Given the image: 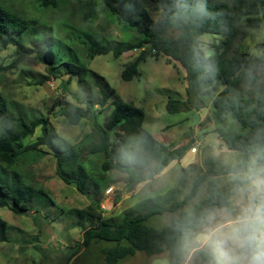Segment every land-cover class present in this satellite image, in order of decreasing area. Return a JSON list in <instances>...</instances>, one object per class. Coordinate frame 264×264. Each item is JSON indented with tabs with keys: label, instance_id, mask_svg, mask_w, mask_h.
Listing matches in <instances>:
<instances>
[{
	"label": "trees",
	"instance_id": "1",
	"mask_svg": "<svg viewBox=\"0 0 264 264\" xmlns=\"http://www.w3.org/2000/svg\"><path fill=\"white\" fill-rule=\"evenodd\" d=\"M46 6H56L59 0H46ZM81 1V0H79ZM108 10L141 38L136 43L98 40L88 32H79L84 50L79 52L52 35L51 28L40 25L13 11L0 0V50L13 47V63L0 72L16 69L29 57L46 66L48 76L37 81L43 85L50 79L60 80L69 86L77 80L79 93H71L76 104L66 99L57 100L61 115L72 126L83 120L91 124V132L80 142L71 144L60 138L49 119L38 111L12 101L0 92V208L10 205L19 213L29 211L35 199L54 204L42 189L29 185L27 169L51 154L56 159L57 177L67 185H74L78 192L90 197L101 196L109 186L107 175L111 171L130 172L136 183L145 182L161 174L175 161H181L192 149V144L179 146L164 144L144 129L146 114L130 105L111 87L107 79L88 66L95 57L112 54L118 59L125 53L141 50L140 54L122 71L126 82L140 80V64L149 57L165 56L178 62L185 71L186 99H169L166 109L170 114L202 109L203 93L217 80L225 86L222 95L212 101L214 115L223 120L231 115L245 130L243 135L217 130L224 147L239 153L234 165H221L213 157L206 160L203 174L194 178L191 190L180 198L181 191L173 188L158 198L138 203L123 212L116 220L104 217L99 200L92 201L85 209L66 212L71 228L83 231V245L94 241L105 242L101 249L106 264H119L122 260L144 253L148 257L168 254L170 264H183L187 251L185 235L206 212L227 208L234 213L231 199L246 185L243 176L250 158L264 148V80L253 74L264 60L238 51L237 44L247 29L264 26V0H103ZM150 8L161 11L157 22L149 13ZM92 7L83 6L82 15L89 19ZM177 33L176 37L171 32ZM221 37L214 54L206 57L197 46L203 35ZM149 46L148 49H144ZM255 85L254 98L236 99L239 86ZM69 92L68 90H66ZM110 103L114 110L108 124L98 121V114ZM120 128L124 134L111 132ZM40 128L42 135L33 143L24 141ZM119 137V138H118ZM119 141L120 144H117ZM103 154L106 161L99 172H92L87 163ZM153 166L151 177L138 173ZM196 166L182 169L187 172ZM134 173V174H133ZM232 178L231 185L221 186L214 179ZM207 183V195L190 210L189 202L195 200L201 187ZM163 228L150 226L153 217L176 214ZM10 227L0 218V243L9 241ZM206 251L194 254L193 264H210Z\"/></svg>",
	"mask_w": 264,
	"mask_h": 264
},
{
	"label": "rangeland",
	"instance_id": "2",
	"mask_svg": "<svg viewBox=\"0 0 264 264\" xmlns=\"http://www.w3.org/2000/svg\"><path fill=\"white\" fill-rule=\"evenodd\" d=\"M15 12L40 25L51 28L52 35L65 44L71 45L79 52L84 50V42L79 32L85 31L94 35L98 40L120 41L136 43L140 41V34L121 22L111 13L103 0H59L57 5L46 6V0H4ZM91 6L89 19L82 15L83 6ZM149 13L157 22L161 11L150 8ZM176 37L175 31L171 32ZM224 39L212 35H203L198 40V50L206 57L214 54L216 46ZM145 46L144 49H148ZM239 52L248 56L264 60V26L259 29H247L246 36L237 44ZM13 47L0 50V67H8L14 60ZM141 50L125 53L116 59L112 54L97 56L88 64L89 68L104 76L111 87L130 105L142 109L146 114L144 129L155 139L164 144L175 143L179 146L191 143L194 153H187L182 159L183 167L189 169L182 172L177 161L159 175L150 176L153 166L140 171L139 177L150 176L145 182L133 181L130 172L111 171L107 175L108 187L101 196L92 194L90 197L78 192L74 185H67L56 174L57 164L53 155L49 154L38 164L27 169L28 182L34 189H42L54 202L35 199L26 213H15L10 205L0 208V218L10 227L9 241L0 243V264H106L101 249L107 244L94 241L90 246L83 245V231L71 228L66 212L72 209H85L92 201L99 200L107 220H116L123 212L133 208L140 202L158 198L167 194L173 188L181 191L180 198L187 194L196 176L204 173L206 160L213 157L221 165H234L238 162L239 153L231 152L224 147L216 133L221 129L240 135L246 130L231 117L218 120L214 115L212 101L222 95L225 89L222 80L204 91V105L200 110L170 114L166 105L169 99H186L185 71L182 66L165 56L158 59L149 57L140 64L142 77L140 80L126 82L122 79V71ZM253 74L258 75L260 82L264 80V64L257 66ZM48 76L46 66L29 57L16 69L0 72V92L12 101L38 111L49 119L51 126L58 136L65 141L76 144L91 132V124L83 120L78 126L69 125L61 115L60 107H55L57 100L66 99L76 104L71 93H79L77 80L73 79L69 86L60 80L50 79L43 85L37 81ZM68 90L69 92H67ZM255 85L239 86L234 97L254 98ZM71 92V93H70ZM114 107L108 103L102 113L98 114V121L106 126ZM124 134L118 127L111 132ZM42 135L38 128L35 134L27 138L26 144L33 143ZM119 138V137H118ZM117 144H120L119 141ZM195 164L193 161H195ZM106 161L103 154L93 156L87 163L92 172H99ZM134 174V173H133ZM232 176L218 177L214 180L221 186L231 185ZM205 183L197 198L189 202L186 210H190L207 195ZM246 185L242 188L245 189ZM247 192L240 191L231 199L234 213L247 204ZM179 215L165 214L153 217L147 224L157 228L166 227L170 221ZM194 254L189 258L188 252L183 264H193ZM119 264H170L167 253L155 257H148L138 253L133 257L122 260Z\"/></svg>",
	"mask_w": 264,
	"mask_h": 264
},
{
	"label": "clouds",
	"instance_id": "3",
	"mask_svg": "<svg viewBox=\"0 0 264 264\" xmlns=\"http://www.w3.org/2000/svg\"><path fill=\"white\" fill-rule=\"evenodd\" d=\"M243 181L247 204L238 213L223 208L203 214L185 235L189 258L206 251L210 264H264V148L250 158Z\"/></svg>",
	"mask_w": 264,
	"mask_h": 264
},
{
	"label": "crops",
	"instance_id": "4",
	"mask_svg": "<svg viewBox=\"0 0 264 264\" xmlns=\"http://www.w3.org/2000/svg\"><path fill=\"white\" fill-rule=\"evenodd\" d=\"M189 152L194 153V154L196 153L195 151H189ZM189 152H188V153H189ZM194 160H195V161H193V163H191V164H195V163H196V159H194ZM181 161H182V160H181ZM181 161H178V162L180 163L181 168H182V169H185V167L182 166ZM176 162H177V161H176ZM169 166H170V165H169ZM167 168H168V167H167ZM167 168H166V169H167ZM186 168H187V167H186ZM166 169H165V170H166ZM163 172H164V171H163Z\"/></svg>",
	"mask_w": 264,
	"mask_h": 264
},
{
	"label": "built area",
	"instance_id": "5",
	"mask_svg": "<svg viewBox=\"0 0 264 264\" xmlns=\"http://www.w3.org/2000/svg\"><path fill=\"white\" fill-rule=\"evenodd\" d=\"M195 151V149H193Z\"/></svg>",
	"mask_w": 264,
	"mask_h": 264
}]
</instances>
